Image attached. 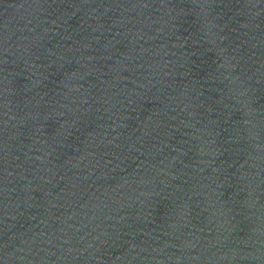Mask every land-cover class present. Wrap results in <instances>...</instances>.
<instances>
[{"label":"water","instance_id":"1","mask_svg":"<svg viewBox=\"0 0 264 264\" xmlns=\"http://www.w3.org/2000/svg\"><path fill=\"white\" fill-rule=\"evenodd\" d=\"M0 264H264V0H0Z\"/></svg>","mask_w":264,"mask_h":264}]
</instances>
